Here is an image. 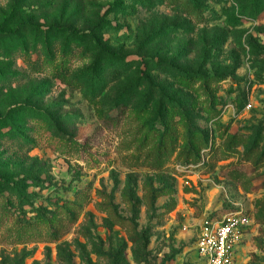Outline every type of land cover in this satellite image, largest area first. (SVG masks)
<instances>
[{"label":"rangeland","instance_id":"1","mask_svg":"<svg viewBox=\"0 0 264 264\" xmlns=\"http://www.w3.org/2000/svg\"><path fill=\"white\" fill-rule=\"evenodd\" d=\"M240 210L264 264V0H0V264H202Z\"/></svg>","mask_w":264,"mask_h":264},{"label":"built area","instance_id":"2","mask_svg":"<svg viewBox=\"0 0 264 264\" xmlns=\"http://www.w3.org/2000/svg\"><path fill=\"white\" fill-rule=\"evenodd\" d=\"M252 219L243 210L218 219L204 217L196 228V251L202 264H239L237 253Z\"/></svg>","mask_w":264,"mask_h":264},{"label":"trees","instance_id":"3","mask_svg":"<svg viewBox=\"0 0 264 264\" xmlns=\"http://www.w3.org/2000/svg\"><path fill=\"white\" fill-rule=\"evenodd\" d=\"M258 218L262 221H264V212H262V210L259 211L258 213Z\"/></svg>","mask_w":264,"mask_h":264},{"label":"water","instance_id":"4","mask_svg":"<svg viewBox=\"0 0 264 264\" xmlns=\"http://www.w3.org/2000/svg\"><path fill=\"white\" fill-rule=\"evenodd\" d=\"M203 218H204V217H201V219H200L199 223H201V222L203 221Z\"/></svg>","mask_w":264,"mask_h":264}]
</instances>
